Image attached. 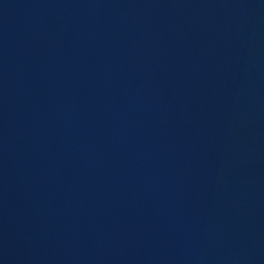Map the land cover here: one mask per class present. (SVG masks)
Segmentation results:
<instances>
[{
	"label": "water",
	"instance_id": "water-1",
	"mask_svg": "<svg viewBox=\"0 0 264 264\" xmlns=\"http://www.w3.org/2000/svg\"><path fill=\"white\" fill-rule=\"evenodd\" d=\"M0 264H264V0H0Z\"/></svg>",
	"mask_w": 264,
	"mask_h": 264
}]
</instances>
